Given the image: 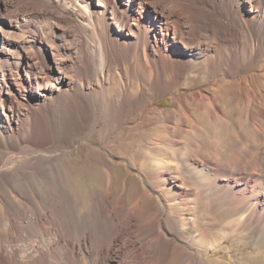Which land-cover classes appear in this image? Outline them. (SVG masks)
Masks as SVG:
<instances>
[{
    "label": "bare ground",
    "instance_id": "bare-ground-1",
    "mask_svg": "<svg viewBox=\"0 0 264 264\" xmlns=\"http://www.w3.org/2000/svg\"><path fill=\"white\" fill-rule=\"evenodd\" d=\"M114 122L129 141L83 138ZM76 136L103 155L139 137L153 180L128 205L123 180L117 204L108 186L84 209L58 165ZM168 210L194 215L203 248ZM234 237L250 250L226 264H264V0H0V264H203Z\"/></svg>",
    "mask_w": 264,
    "mask_h": 264
},
{
    "label": "rangeland",
    "instance_id": "rangeland-1",
    "mask_svg": "<svg viewBox=\"0 0 264 264\" xmlns=\"http://www.w3.org/2000/svg\"><path fill=\"white\" fill-rule=\"evenodd\" d=\"M98 76L99 75H92L90 77L89 83L83 86V90L85 92L92 91ZM202 85L208 86L209 84L203 83ZM186 92V90H181V95L184 97ZM155 105L160 108H165V114H170V110L174 107L175 102L171 100L169 95H164L156 99ZM56 122L57 119L54 120V124L50 127L53 138L62 133L60 123ZM112 125L113 129L117 128L113 130L114 132H101L97 135L95 133H91L90 135L89 133H86L83 138H92L93 141L100 145L111 144V146L114 144V141L119 138H123L122 140L124 141L130 140V135H126L125 132L122 133V135H118V125L116 122H114ZM26 126L27 127L25 130L29 129L28 124H26ZM91 127L92 124L89 123L87 125V131L90 130ZM158 138L162 141H166L170 137L167 133H163L162 135H159ZM72 140L69 147L66 148L65 154L58 162L60 168V177L63 180L64 186L77 196L78 201L84 206V209H89L92 205L98 204V196L96 195L97 192L106 191L108 186L111 187L112 194H110V203L112 205L117 204L121 200L120 194L122 192L121 188L123 180L126 181V186L122 200L126 205H128L142 193L141 185H146L148 181L151 182L153 180L150 175L149 179L146 180V178H144V176L139 173V165L137 163L139 159V148L142 150V146L140 145L139 147V137L130 142L129 148L125 153H119L118 150L113 146L109 149L111 155H103L92 150L85 144L82 138H79L78 136L74 137ZM149 140V136L146 135L143 136L142 142L143 144H148ZM157 152L158 155L153 160V163L159 164V162H164L162 161L163 159L161 155V149L159 148ZM131 154L132 156L134 155V157H131ZM164 165L166 166L165 163H163V166ZM107 171L110 172L112 177L111 183L109 182L110 184L107 180ZM32 183L37 189L39 188L38 190L44 192L50 184V181L35 177L32 178ZM149 193L151 194L152 198L149 199L145 197V213L149 215L161 213L162 202L158 193L152 190ZM190 210L189 212L193 214V210ZM184 212H186V208H184ZM184 215L185 214H179V212L176 210H168L164 213V216L168 217L167 224L171 229L180 230V232L185 235L187 239L193 242L195 241V243L203 248L205 246L206 240L202 238L199 240L198 237L196 238L187 232L194 215H187L188 217L185 215V219H182V216ZM200 226L201 225H199V227ZM199 227L198 225L195 227L197 231H199ZM234 238L236 240H233L232 242L228 241L224 245H217L213 250H209L206 253L201 252L204 253L202 254V263L216 264L215 260H222L224 264H226L225 261L233 259L236 255H238V253H248L250 250V245L244 244L243 241L236 237Z\"/></svg>",
    "mask_w": 264,
    "mask_h": 264
}]
</instances>
